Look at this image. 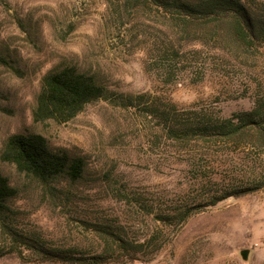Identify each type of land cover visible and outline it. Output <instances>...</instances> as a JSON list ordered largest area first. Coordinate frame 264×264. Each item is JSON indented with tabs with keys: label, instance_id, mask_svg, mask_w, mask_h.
Listing matches in <instances>:
<instances>
[{
	"label": "rangeland",
	"instance_id": "1",
	"mask_svg": "<svg viewBox=\"0 0 264 264\" xmlns=\"http://www.w3.org/2000/svg\"><path fill=\"white\" fill-rule=\"evenodd\" d=\"M254 3L264 14V0ZM159 23L154 6L136 0H0V44L14 59L13 66L0 62V149L11 133L36 132L86 161L82 180L62 181L49 191L0 160V170L18 189L9 221L50 245L83 253L102 246L83 220L120 221L145 251L119 264H264V188L209 206L179 227L154 221L151 206L168 207L194 188L185 150L159 141L154 121L139 108L102 99L66 122L32 119L41 77L56 64L95 73L116 93H151L180 108L207 106L221 116L250 109L264 93V43L260 50H245L226 34L216 42L213 32L209 43H185L187 59L173 72H160L148 62ZM237 161L223 157L220 163ZM137 195L142 204L133 202ZM152 234L158 249L146 241ZM10 243L0 226V249L8 251ZM0 264L58 263L6 252Z\"/></svg>",
	"mask_w": 264,
	"mask_h": 264
},
{
	"label": "trees",
	"instance_id": "2",
	"mask_svg": "<svg viewBox=\"0 0 264 264\" xmlns=\"http://www.w3.org/2000/svg\"><path fill=\"white\" fill-rule=\"evenodd\" d=\"M136 1L139 6H154L159 13V34L153 36L148 62L160 72H173V67L187 59L185 43H209L206 39H212L213 32L217 35L216 42L226 34L245 50H260L264 43V14L254 3L256 0ZM18 21L22 26L21 19ZM0 62L13 66L7 45L0 44ZM102 99L126 109L139 108L141 114L154 121V136L159 141L175 144L187 153L194 194L168 207L151 206L155 222L179 227L192 214L209 206L264 188V93L256 95L250 109L221 116L207 106L180 108L171 100L151 93H116L102 84L95 73L82 71L73 64H56L41 77L32 119L66 122L88 104ZM223 157L238 161L236 165L225 162L221 166ZM0 160L13 164L49 191L57 190L62 181L79 182L86 171L84 156L53 147L36 132L7 135L0 149ZM17 195V187L0 170V226L11 241L8 251L0 249V256L15 252L39 263L119 264L135 260L145 251L144 243L130 237L120 221L111 219L82 221L102 242L101 249L93 253H83L76 246L50 245L39 236L20 232L9 221L13 212L11 202ZM137 196L133 202L142 204L143 196ZM157 240V235L152 234L146 241L158 249Z\"/></svg>",
	"mask_w": 264,
	"mask_h": 264
}]
</instances>
